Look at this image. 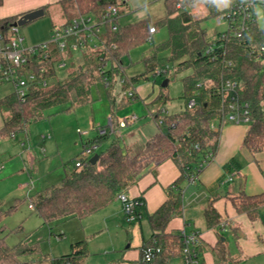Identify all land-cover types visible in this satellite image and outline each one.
<instances>
[{"label": "trees", "instance_id": "trees-1", "mask_svg": "<svg viewBox=\"0 0 264 264\" xmlns=\"http://www.w3.org/2000/svg\"><path fill=\"white\" fill-rule=\"evenodd\" d=\"M2 1L0 0V5ZM60 3L65 11L73 5L77 14H92L97 19L113 5L119 8L121 14L120 6L123 4L121 0H61ZM177 3L182 7L178 8ZM195 3H202L207 16L211 17H216L225 10L217 8L212 0H164L165 16L157 22L143 18L128 24L118 23L115 31L106 25L104 36L107 49L102 52L101 63L109 64L106 70L108 84L102 80L99 71L101 63L97 59L100 50H87L81 52L83 63L78 65L66 81H57L47 86L35 84L29 88L24 99L17 97L14 90L0 98V113H10L0 128V136L10 135L26 127L30 121L40 117L44 109L53 105L70 102V109L89 102L91 86L99 80L111 92L119 77L122 80L121 89L125 91L139 79H146L148 73H154L156 68L163 66L158 58L159 52H168L167 61L173 63L175 74L190 70L182 78V96L185 100L194 98L195 105L191 108L185 106L177 113L163 115L161 124L158 123L160 132L147 140L142 151L129 156L120 143L113 139L98 154L95 164L87 162L81 168L73 165L61 180L30 196L34 211L44 223L51 224L68 217L83 218L98 211L116 199L119 193L126 192L151 166L171 157L180 167L181 173L167 188L166 200L149 215L153 233L145 242L155 238L160 252L150 262H143L142 257L141 261L144 264H165L168 258L181 254L182 237L178 233H167L165 229L174 216L181 214V183L187 180L188 174L197 168L207 153L215 154L217 149L220 132L212 130L210 122L220 118L219 87L222 78L241 83L239 98L249 106L250 121L243 139L244 147L252 154L264 151V50H260L261 47L264 49V26L261 27L254 21L249 23L248 29L241 36H236L234 29H227L224 37L220 35L215 39H208L201 19L195 17L189 9ZM18 17L13 15L0 18V33L7 36L10 25ZM157 25L166 28V39L143 55V73L125 76L121 56L146 42L151 37L150 27L156 28ZM50 57V61L58 57L53 47L50 49ZM50 61L48 60L49 63ZM31 62L28 68L35 72L40 65L45 64L34 57ZM56 71L50 66L41 77L49 79L56 75ZM159 97L163 95L159 94L157 98ZM106 138L107 135L101 136L96 141L100 144ZM195 144H198L197 148L194 147ZM233 162L231 160L230 164ZM134 199L143 204L142 198ZM232 203L238 213H246L249 218L254 219L259 210L264 208V192L254 195L241 193L232 198ZM142 204L137 207L139 216ZM204 218L209 228L218 227L223 222L212 204L205 208ZM4 231L0 226V264H82L88 253L86 240H78L70 244L68 253L56 257L39 254L35 245H29L25 241L13 246L7 245V234ZM199 246L196 247L198 255ZM34 254L39 256L31 259L30 256Z\"/></svg>", "mask_w": 264, "mask_h": 264}, {"label": "rangeland", "instance_id": "rangeland-1", "mask_svg": "<svg viewBox=\"0 0 264 264\" xmlns=\"http://www.w3.org/2000/svg\"><path fill=\"white\" fill-rule=\"evenodd\" d=\"M120 9L123 13L119 18L122 24L135 22L143 18H149L152 22H157L165 16L164 0H127V4L123 3ZM189 9L195 17L201 19V25L204 27L208 39H215L226 30V22L223 20L218 24L216 17L207 16V11L202 3H195ZM69 12L68 15L62 13L61 6L54 3L45 10L43 17L24 26H18L19 34L24 38L23 45L29 47L42 43H30L33 32L37 31L38 28L43 29L37 22L47 21L46 23L49 26H47V30H49L51 26L58 27L71 17L73 12ZM258 23L260 26L264 25L262 16L259 17ZM156 29V33L151 34V41H146L130 50L128 54L121 56L120 62L125 76H133L145 71L142 61L143 55L149 53L155 45L163 42L167 37L165 27L157 25ZM49 39L47 38L45 41ZM64 54L66 66L58 69L56 75L48 79L49 85L57 81H66L75 72L78 65L83 63L81 52L65 51ZM167 56V51L158 53V58L162 61L163 67L168 66V71L165 74L159 75L150 72L147 74L146 79H139L125 91H122L120 87L119 77L116 78L111 92L99 80L91 86L89 102L75 105L70 109H68L70 102L53 105L44 109L41 116L30 121L26 127L15 131L14 137L11 135L0 136V166H2L0 169V226L5 229L4 232L7 234L5 237L7 245L13 246L25 241L29 245H35L39 254L59 255L69 251L70 243L77 239V232L82 233L84 231L81 237L88 241V261L90 263H114L115 257H119L124 253L133 254L137 251L136 243L139 237L136 238V235L129 230L130 226L128 224L127 226L123 224L124 228H120L112 223L109 230L103 232L93 231L90 234L86 232L85 228L87 218H91L88 215L81 220L71 218L46 224L34 209L29 208L30 196L40 189L61 180L65 172L73 167L74 159L80 155L82 142L87 141L84 136H82L84 139L81 140L82 137H79L77 130H88L90 125L94 127L107 125L110 94H113L116 101L119 102L118 100L123 95L127 97L124 93L129 90L133 91V98L127 97L125 98L127 99L126 103L120 105L116 103L114 105L112 117L116 120L135 114L138 116V120L124 127H119V130L109 134L105 140L97 144L91 155L99 154L105 150L115 137H118L125 153L129 151V153L135 154L138 152L135 147L140 139L149 137L159 131V118H162L165 114L180 112L185 108L186 100L182 96V78L188 75L190 70L175 74L173 63L167 61ZM164 79H167V85L161 86ZM12 87V83L1 81L0 98L8 94ZM159 94H162L163 97L157 98ZM9 114V111L0 113V128ZM116 124L117 121H115ZM235 127L247 129L248 124L224 122L221 125V132L223 131V135H225L228 130L230 131ZM47 133L50 135L47 136ZM95 135V132H91L85 136L92 138ZM238 146L239 149L245 150L241 140ZM216 154L217 151H215L210 163L214 162ZM208 165L205 164L202 170ZM202 170L193 183L189 184L188 180L183 181L182 189L184 193L186 186L198 183L197 179ZM31 181L34 185L31 183L26 188L20 187V183H30ZM231 183L226 184L225 182L223 184L222 182L221 188L226 189ZM185 201L186 199H184V203ZM196 201L198 203L199 199ZM260 217L264 223V210L261 211ZM142 223L143 237L147 238L150 230L144 213ZM222 234L230 246L233 247L232 231L222 232ZM260 243L263 244L262 241ZM112 247L119 249L118 252H112ZM39 254H34L30 258L36 259ZM232 255L236 257L240 254L234 250ZM236 264H264V252L247 258L242 256Z\"/></svg>", "mask_w": 264, "mask_h": 264}, {"label": "crops", "instance_id": "crops-1", "mask_svg": "<svg viewBox=\"0 0 264 264\" xmlns=\"http://www.w3.org/2000/svg\"><path fill=\"white\" fill-rule=\"evenodd\" d=\"M60 1L61 0H3L0 5V18L13 15L20 16L25 12L40 7L44 9V16L45 10L50 5L58 3L61 6L62 13L68 15L70 13L69 11L73 12L71 14L72 16L64 22L66 23L70 20V18L77 15V10L75 6L70 5L65 11L64 6H62ZM121 1L127 4V0ZM255 1V22L259 25V17L262 16L264 18V6H262L264 4V0ZM122 14L121 10L120 16H122ZM120 21L121 19H118V22L122 24ZM46 22L47 21L45 20L37 22L43 29L38 28L37 31L33 32V36L30 38L32 42L30 40V43L43 42L47 40V38H50L49 35L51 36L54 26H51L49 30H47L48 23ZM13 90L14 89L12 87V90L8 94L12 93ZM110 96V108H108L109 115L112 114L113 107L116 103L120 105L127 102V99H125L127 97L124 95L120 100H118L119 102L116 101L113 94ZM117 120L118 119H116V121ZM77 122L79 121L77 120ZM92 126L93 125H90L89 129ZM119 129L120 128L116 126L114 131L109 130L107 136ZM247 129L235 127L230 131L228 130V133L225 134L226 136L223 135V131H219L220 134L216 149L217 154L214 162H208L206 164L209 165L199 174L197 179L198 183L186 186L185 195L183 194L181 214L174 216L166 226L165 232L167 233L179 234L182 230H184L186 233L197 232L200 235L199 258L201 264H236L240 261L242 256L247 258L264 252V223L262 222V219H260L261 211H263L264 208L259 210L257 217L251 219L246 213H238L232 203V198L241 193L254 195L264 192V151L252 154L244 147L243 139ZM91 132L94 131H90L89 134ZM158 132H160V128L159 131L153 133L151 136L140 139L135 149L138 150V152L142 151L147 140L152 138V136ZM223 136H225L224 140H222ZM114 139L118 141V137H115ZM240 140L245 150L239 149L238 144ZM126 154L129 156L134 155L129 153V151H127ZM231 160L234 161L233 164H230ZM226 165L227 168H225ZM180 173V167L176 161L169 157L163 162L151 166L136 183L131 185L126 190V193L130 197H140L143 200V204L139 207L140 216L135 221L129 222L126 220L122 204L117 198L98 211L88 215V217L91 216V218H87L88 220H86L85 228L86 232L89 234L93 231L103 232L104 230H109L110 225L113 223L120 228H124L123 226H127L128 224L130 226L129 230L136 235V238L137 236L139 237L136 243V252L133 254L124 253L119 257H115L114 263L110 264H144L141 261V246L150 239L153 233L148 217L166 200L167 188L180 175ZM229 176H232V180L226 181ZM222 182L223 184L225 182L226 184L229 182L232 183L229 184L226 189H222ZM22 183H20V185ZM31 183L33 184L31 181L28 183V186ZM181 185H183V182ZM184 199H186L185 203ZM197 199H199L198 203L197 201L195 202ZM209 204H212L215 207L223 220L222 225L215 228L207 227L205 222L204 210ZM143 213L146 216L150 230V234L147 238L143 237ZM71 218L76 219L78 217H68L65 219ZM78 219L81 220L82 218ZM217 229H219V231H217ZM229 230L233 233V247L230 246L222 234V232H228ZM82 233L84 234V231ZM82 233H80V231L77 232V239H74L73 242L86 240L81 237L83 235ZM260 241H262L263 244H261ZM86 242L88 253L83 258L82 264H96L88 261L89 246L87 240ZM118 250L119 249L113 247L111 249L112 252H118ZM234 250L240 255L233 257L232 253ZM65 253H61L59 255ZM59 255H53L51 257ZM151 264H156V262ZM165 264H184V261L181 254H178L168 258Z\"/></svg>", "mask_w": 264, "mask_h": 264}, {"label": "built area", "instance_id": "built-area-1", "mask_svg": "<svg viewBox=\"0 0 264 264\" xmlns=\"http://www.w3.org/2000/svg\"><path fill=\"white\" fill-rule=\"evenodd\" d=\"M254 0H231L227 9L216 16V22L220 24L223 20L226 22V30L234 29L236 36H241L249 26V23L255 21L254 15ZM176 6L181 8L182 5L177 3ZM120 17L119 8L115 5L109 7L103 12L99 19L92 14H77L70 18V20L58 27H53L50 39L44 41L38 45H31L26 47L23 45L24 38L19 34V27L11 24L8 30L7 36L0 33V81L12 83L14 92L17 97L24 99L30 87L35 84L47 86L49 84L48 79L41 77L48 68L58 70L66 66L65 51L67 52H85L87 50H100V55L97 59L99 63L103 62L102 52L107 49L106 40L104 36L105 26L108 25L110 30L115 31L118 28V19ZM225 30V31H226ZM150 33L156 32L155 27H150ZM225 31L220 34L224 37ZM147 41H151V37H148ZM55 48L57 52V59L50 61V49ZM263 51V47L260 48ZM208 52V51H206ZM37 59L44 65L38 67V71L30 70L29 65L32 64L31 58ZM34 60V59H33ZM50 61V63L48 62ZM46 63H49L48 65ZM109 68L108 62L101 63L99 71L102 74V80L105 84L109 83V78L106 74V70ZM168 71V66L158 67L155 69V74H165ZM122 80H120L121 84ZM241 83L237 80L230 78H222L220 81V96L221 106L219 108L220 118L214 119L210 122V128L214 131H220L221 125L224 122H235L248 124L250 121L249 106L245 101L240 100L238 90ZM129 98L134 97V92L129 90L126 93ZM195 105L194 98H188L186 100V107L191 108ZM138 120V116L131 114L117 120L115 125L114 118L110 114L107 118V125L105 126H92L88 130H77L79 137L84 136L87 141L82 142V149L80 155L74 159L73 165L81 168L87 162H89L91 154L97 147L96 139L108 134L109 130L114 131L115 127H124L129 123ZM162 118L158 119V123L161 124ZM90 131H94L96 135L89 138L85 135H89ZM14 137V133L10 134ZM50 134L47 133V136ZM43 137V136H42ZM84 137L81 138L84 139ZM195 148L198 144L194 145ZM214 157V153L209 152L206 154L203 160L200 161L197 168L192 173L188 174L187 180L193 183L197 178L200 169H203L204 165L210 162ZM2 166H0L1 169ZM232 180V176H229L226 181ZM22 188L27 187L28 183H22ZM183 194L184 191L182 190ZM117 199L122 204L124 216L127 221L132 222L138 219L137 207L142 204V201H138L130 197L126 192L119 193ZM29 208L33 209V205L30 203ZM180 236L183 239V247L181 250V256L184 264H201L198 252L196 250L197 245L200 244V235L197 232L186 233L182 230ZM160 252V247L156 245V239L153 238L148 243H144L141 248V257L143 262H150L156 258Z\"/></svg>", "mask_w": 264, "mask_h": 264}, {"label": "water", "instance_id": "water-1", "mask_svg": "<svg viewBox=\"0 0 264 264\" xmlns=\"http://www.w3.org/2000/svg\"><path fill=\"white\" fill-rule=\"evenodd\" d=\"M43 14H44V9L42 7L25 12L16 19L13 25L24 26L28 24L29 22L40 18L41 16H43ZM167 82H168L167 79H164L161 83V86H166ZM97 159H98V154H93L90 157L89 162L91 164H95Z\"/></svg>", "mask_w": 264, "mask_h": 264}, {"label": "clouds", "instance_id": "clouds-1", "mask_svg": "<svg viewBox=\"0 0 264 264\" xmlns=\"http://www.w3.org/2000/svg\"><path fill=\"white\" fill-rule=\"evenodd\" d=\"M217 8L223 9L229 6L231 0H212Z\"/></svg>", "mask_w": 264, "mask_h": 264}]
</instances>
